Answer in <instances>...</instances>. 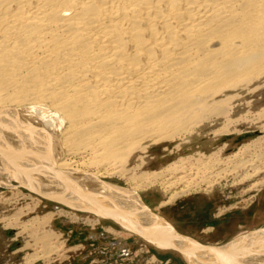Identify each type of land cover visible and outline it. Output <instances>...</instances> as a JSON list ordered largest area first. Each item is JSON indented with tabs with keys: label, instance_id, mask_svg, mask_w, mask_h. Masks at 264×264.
Instances as JSON below:
<instances>
[{
	"label": "bare ground",
	"instance_id": "1",
	"mask_svg": "<svg viewBox=\"0 0 264 264\" xmlns=\"http://www.w3.org/2000/svg\"><path fill=\"white\" fill-rule=\"evenodd\" d=\"M254 84L264 86V0H0V187L10 189L0 199L23 203L0 223L14 241L25 236L19 251L35 250L25 262L62 250L60 218L92 227L112 219L159 248L186 243L197 260L198 242L177 237L140 190L158 186L167 196L159 209L250 181L264 173V136L227 157L222 147L160 170H141L144 153L179 149L205 124L232 122L240 91ZM134 156L139 164L128 167ZM109 171L128 187L101 181ZM257 181L248 189L264 177ZM43 199L67 209L40 215ZM260 231L231 242L245 244L243 259L264 256L249 249Z\"/></svg>",
	"mask_w": 264,
	"mask_h": 264
},
{
	"label": "rangeland",
	"instance_id": "2",
	"mask_svg": "<svg viewBox=\"0 0 264 264\" xmlns=\"http://www.w3.org/2000/svg\"><path fill=\"white\" fill-rule=\"evenodd\" d=\"M256 85L254 84L252 89ZM240 93L241 96L237 102L239 106L232 122L220 120L213 126L210 123L205 124L202 130L193 134L190 143L184 144L179 149L176 147L178 142L152 145L145 150V166L143 165L141 170L143 172L160 170L178 160L180 156L198 153L209 155L222 147L221 155L227 157L237 152L242 145L263 137L264 86H258L252 91L241 90ZM227 126L226 132L224 128ZM261 148L263 151L264 144ZM253 153L250 152L247 156H252ZM135 164H139L137 156L132 158L128 167H133ZM112 173L109 171L108 175L100 180L120 187H128L125 177ZM263 177L264 173L243 183L229 181L208 190L192 191L178 198L171 205L159 209H157L158 206L167 199V196L158 186L143 188L139 195L152 212L163 217L181 235L190 237L203 245L221 246L231 243L238 235L245 236L250 232L264 229V192L260 198L256 200L254 198L260 190L264 189V183L255 191L249 190L251 185L258 182L257 180L262 181ZM21 189L28 192L24 188ZM1 195L9 197L10 189L0 187V198H2ZM43 200L47 207L42 206L39 209L40 215L55 206L67 209L60 203ZM21 205L23 203L7 206L5 201L0 199V215L11 214ZM71 222L67 218L55 221V229L63 234V240L67 239L64 245L62 244V252L52 253L50 262L39 259L33 264H188L185 258L175 250L159 248L138 234L125 235L126 230L112 219H102L101 224L95 227ZM106 226L122 232L121 235L105 231ZM259 233L253 238L254 243H249L252 244L251 247L249 246L250 250L264 249V236L261 235V231ZM13 237L14 231L5 229L0 223V264H29L25 262L26 255L34 253L35 250L28 248L25 251H19L24 244L25 236L15 241ZM153 257L155 261H152ZM259 261H264V257Z\"/></svg>",
	"mask_w": 264,
	"mask_h": 264
},
{
	"label": "water",
	"instance_id": "3",
	"mask_svg": "<svg viewBox=\"0 0 264 264\" xmlns=\"http://www.w3.org/2000/svg\"><path fill=\"white\" fill-rule=\"evenodd\" d=\"M172 232L175 235H177V237H184L183 235L178 234L173 228H172ZM182 244H183L182 247L172 246V247H163V248L160 247V248L172 249V250L179 252L185 258L188 264H196L195 262L197 261L199 262L198 264H249L248 262H251V261L253 262V263L251 262L252 264H264V261H261V262L259 261L264 256H259L258 258L256 256L251 257L250 255L249 257H247V258H251L250 260L243 259V256H246L248 254L244 250L243 245H241V247H237L238 246L237 243H226L221 246H212V245H203L200 243H192L193 245L196 244L197 249H199V255H197V253L195 252L196 254L195 257L197 260L193 259L191 255H188L187 251L184 250L183 247L186 243H182Z\"/></svg>",
	"mask_w": 264,
	"mask_h": 264
},
{
	"label": "crops",
	"instance_id": "4",
	"mask_svg": "<svg viewBox=\"0 0 264 264\" xmlns=\"http://www.w3.org/2000/svg\"><path fill=\"white\" fill-rule=\"evenodd\" d=\"M264 192V189H262V190H260L256 195H255V200L257 199V198H260L261 197V194ZM250 208V207H249Z\"/></svg>",
	"mask_w": 264,
	"mask_h": 264
}]
</instances>
